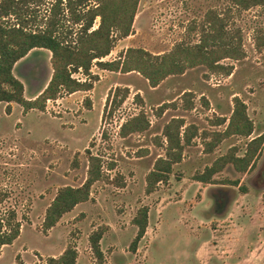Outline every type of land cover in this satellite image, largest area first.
<instances>
[{
	"label": "rangeland",
	"instance_id": "1",
	"mask_svg": "<svg viewBox=\"0 0 264 264\" xmlns=\"http://www.w3.org/2000/svg\"><path fill=\"white\" fill-rule=\"evenodd\" d=\"M212 12L224 16L226 37H240L242 57L221 58L214 68H186L154 87L134 71L100 73L94 91L99 104L108 86L128 89L123 102L103 119L95 112L80 114L88 107L80 92L46 101L43 111L24 113L9 103L6 112V103L0 102V210H14L20 222L18 237L0 247V264H45L47 256L59 255L68 243L75 246L74 264H97L87 236L98 227L103 230L100 264H264V142L245 171L226 164L207 183L194 179L230 148L241 155L247 140L264 133V6L237 9L228 0H138L130 34L118 39L102 60L117 58L127 47L160 54L176 43L198 42L212 32L205 20ZM46 53L31 51L13 66L27 99L48 80ZM234 96L243 102L252 131L248 137L221 138L207 150L212 134L224 130ZM140 109L147 128L119 136V124ZM221 117L226 120L217 124ZM171 118L182 119L180 135L187 125L194 133L168 178L146 193L144 178L164 154L161 131ZM86 147L100 155L106 179L95 181L86 201L43 231V212L56 189L83 182ZM141 206L147 208L146 227L132 250L136 227L131 219Z\"/></svg>",
	"mask_w": 264,
	"mask_h": 264
},
{
	"label": "trees",
	"instance_id": "2",
	"mask_svg": "<svg viewBox=\"0 0 264 264\" xmlns=\"http://www.w3.org/2000/svg\"><path fill=\"white\" fill-rule=\"evenodd\" d=\"M237 9H247L252 6H264V0H228ZM138 0H0V102H4V110L9 112V103L21 107L22 112L31 109L44 110L45 102L55 100L64 94L74 91H87L97 80V75L90 72L94 65L98 69L126 73L130 71L141 75L150 87L156 86L169 75L181 74L186 68L204 65L207 68L217 67V61L228 57H242L240 37H226L223 31L224 16L212 12L206 22L211 28L208 36L190 45L176 43L172 48L160 54H152L142 48L127 47L117 58L102 60L114 46V43L126 37L131 32L132 20ZM45 4L43 12L41 5ZM95 19L97 22L94 23ZM34 48L49 52L50 75L45 85L32 98L23 96L22 83L12 74L16 61ZM230 72V67L225 71ZM75 74L84 77H77ZM128 93L127 87L115 86L106 93L100 118L110 114L124 100ZM134 98L139 99L137 94ZM140 101V100H139ZM185 107L191 104L185 99ZM82 102L89 106L87 97ZM226 118H218L216 123H223ZM143 111L125 119L118 126L121 137L132 132H142L147 128ZM181 118H171L162 128L165 139L164 154L158 156L151 169L146 173L145 192H151L156 183L165 181L172 170V164L180 159L181 150L193 136L194 128L183 127ZM252 131L243 102L232 98V109L227 117V123L221 132L212 134L213 143L206 147L211 149L217 141L229 135L248 137ZM101 138L105 133L100 132ZM203 138L205 136H202ZM264 142V133L256 135L245 144L241 155H236L230 148L206 166L202 172L194 175V179L207 183L211 176L220 171L226 164L238 172L249 168L257 151ZM86 157V175L83 182L77 186L63 185L56 189L54 196L44 209L42 230L51 228L59 218L70 211L76 204L89 198L91 185L102 178L106 179L100 155L93 154L89 148L84 150ZM112 164H108V169ZM236 185V181H233ZM1 201V199H0ZM147 208L139 207L131 219L136 232L129 244L134 250L137 239L146 227ZM102 227L90 232L87 236L89 248L97 264L102 260L99 239L103 233ZM20 222L14 210H0V247L10 244L19 235ZM76 259L75 246L68 243L57 256H47L45 264H74Z\"/></svg>",
	"mask_w": 264,
	"mask_h": 264
},
{
	"label": "crops",
	"instance_id": "3",
	"mask_svg": "<svg viewBox=\"0 0 264 264\" xmlns=\"http://www.w3.org/2000/svg\"><path fill=\"white\" fill-rule=\"evenodd\" d=\"M38 49H41V48H34V49H31V50H29L22 58H20L18 61H21L22 59H25V57H27L28 56V54L29 53H31V51H35V50H38ZM47 51V50H46ZM46 55H47V58H48V56H49V52L47 51V53H46ZM18 61H16L15 63H17ZM15 65V64H14ZM13 65V66H14ZM13 69V68H12ZM90 72L92 73V74H94V73H97V75H98V80H96V81H94L93 83H92V87H91V89L90 90H87V91H74V92H72V93H70L69 95H73V94H75V93H78V92H80V93H83L82 95L84 96V97H87L88 98V100H89V106L88 107H86L87 109L86 110H84V109H82V111H81V113L80 114H83V113H87V112H90V114L93 112H95L96 113V117L98 118V117H100V115H101V111H102V106H103V102H101L100 104H99V101H98V99L96 100V95H95V93H94V91H95V87H96V85H97V83H99L100 82V78H101V76H100V73H110V72H113V71H107V70H100L99 69V71H93L92 70V67L90 68ZM49 78V77H48ZM47 78V79H48ZM20 82H21V80L19 79V78H17ZM22 83V82H21ZM23 85V84H22ZM44 86V85H43ZM42 86V87H43ZM41 87V88H42ZM115 87V84H113V86H112V89ZM41 88H40V90H41ZM107 90H110L111 89V87H107L106 88ZM111 89V90H112ZM39 92V90L36 92V94ZM35 94V95H36ZM106 94V93H105ZM35 95H33L32 97H34ZM32 97H30V98H32ZM105 98L103 97L102 98V101L104 100Z\"/></svg>",
	"mask_w": 264,
	"mask_h": 264
}]
</instances>
